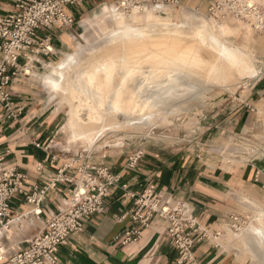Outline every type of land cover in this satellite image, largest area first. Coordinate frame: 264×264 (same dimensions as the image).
I'll return each mask as SVG.
<instances>
[{
	"label": "crops",
	"instance_id": "0c3cea01",
	"mask_svg": "<svg viewBox=\"0 0 264 264\" xmlns=\"http://www.w3.org/2000/svg\"><path fill=\"white\" fill-rule=\"evenodd\" d=\"M117 1L82 0L77 7L68 6V12L74 16L72 25L41 29L35 38L39 42L50 36L52 52L21 51L19 54L20 66H27L32 72L26 69V74H17L9 87L18 115L14 118L0 108V152L6 155V167L15 166L26 175L27 189L38 186L45 188V192L40 195L39 205L28 202L22 195L14 196V216L33 226L22 232L23 238L18 242H9L7 248L13 251L23 247L27 240L44 231L46 220L64 207L74 193L73 183L55 182V178L60 170L78 178L77 168L86 161L109 167L119 179L105 198V211L88 218L82 231L73 233L67 243L59 246L56 264H176L178 253L168 231L169 220L156 214L150 225L145 226L133 218L136 200L144 191L152 200L157 199L160 206H173L179 201L189 204L197 221L208 232V237L194 247L198 264H248L237 255L233 243L226 242L223 226L229 225L228 213L243 197L246 204L252 201L246 195L264 204V157L249 162L237 160L226 167L214 146L219 138L224 139L230 133L231 125L244 129L254 120L250 108L264 99V75L251 83L248 102L234 106V114L219 121L204 140L179 148H145L134 166L130 164V155L108 154L74 161L63 157L52 146L59 125L58 114L42 98L43 84L38 71L70 45L66 38L74 37L88 9L100 2ZM180 4L208 13L211 0H180ZM13 10L15 0H0V16ZM226 26L227 29L239 27L236 34L244 30L238 21ZM67 165L71 167L65 169ZM36 207L40 213H36ZM129 229H141V235L124 242L123 234ZM11 230L12 224L6 227L7 233Z\"/></svg>",
	"mask_w": 264,
	"mask_h": 264
},
{
	"label": "rangeland",
	"instance_id": "374dc122",
	"mask_svg": "<svg viewBox=\"0 0 264 264\" xmlns=\"http://www.w3.org/2000/svg\"><path fill=\"white\" fill-rule=\"evenodd\" d=\"M253 1L260 5L259 7L262 8L264 16V0ZM72 7H77V5ZM120 13L143 16L142 20H144L145 15L179 19L190 25L196 22L197 17L195 14L197 13L207 19H218L207 12L197 11L195 7L181 4L178 6L163 4L162 8L148 4L140 8L126 9L117 2H100L83 14L74 37L66 38L70 45L62 49L54 60L45 63L50 65H45L40 72L38 71L40 82L43 84L44 76L41 74L47 71L55 75L62 74L65 77L68 75L72 77L83 76L93 64L98 63V59L104 55L106 49H112L116 45L117 39H115L114 33L121 30L118 19ZM227 20L217 22L227 25L235 24L238 21L243 25L244 30H241L238 34H236L238 29L229 28L226 40L234 45L239 44L238 46L247 49L251 53L253 52L258 76L245 77L235 83H218L211 78L212 69L207 61L203 64L199 63V65L184 66L182 67L183 73L189 74V77L185 81L183 80V84H175L169 97L164 100V104L167 106V108H164L165 117H167L165 121L159 119L155 124L128 127L115 133L109 131L91 148H88L87 143L71 138V134L63 127L66 119V104L60 102L59 95L50 100L51 93L43 84L40 89L42 98L45 104L52 106L56 110L55 113L58 114L59 125L57 131L54 132L53 148L69 160L81 154L84 157L97 159L99 156L108 154L129 156L149 147L179 148L197 140H204L219 125V121L228 115L234 114V106L248 102L251 83L260 80L261 76L264 75V27L253 30L250 25L252 26L255 23V18L249 21L229 17ZM138 23L143 24L140 21ZM141 29L147 30L149 33L152 31L160 33L159 31H163L164 26L158 24L154 29L152 25H147L141 27ZM184 33L189 37L190 32L188 29H184ZM251 33L254 34L252 38ZM198 53L203 54L208 60L216 62L211 53L203 50L198 51ZM138 57L140 60L144 58L143 55ZM24 69L25 71L26 69L31 71L27 66ZM250 110L254 114V120L250 124L244 129L239 128V126L232 128L231 125L229 131L227 130L230 133L224 139L221 137L216 141L214 149L219 152L226 167L237 160L249 162L264 157V99L260 104L251 107ZM245 197L252 201L246 204L244 203L246 199L243 197L238 206L232 208V212L246 216L247 223L239 231L232 230L229 225L225 224L223 229L227 239L226 242L233 243L237 255L241 256L246 263L264 264V247L258 244L256 246L254 242H248L247 244L241 239L240 235L243 229H250L259 225L260 215L264 214V204L249 195ZM30 224V222L24 223L21 220L13 222L12 230L6 233L3 242L5 246L7 247L11 241L16 243L23 238L22 232H27L29 228H32L33 225ZM13 236L17 239L13 240Z\"/></svg>",
	"mask_w": 264,
	"mask_h": 264
},
{
	"label": "bare ground",
	"instance_id": "6f19581e",
	"mask_svg": "<svg viewBox=\"0 0 264 264\" xmlns=\"http://www.w3.org/2000/svg\"><path fill=\"white\" fill-rule=\"evenodd\" d=\"M195 16L196 22L190 25L179 19L145 15L142 20L143 16L120 13L121 30L114 33L116 45L106 49L98 63L83 76L42 73L43 84L51 93L50 100L59 95L60 102L67 106L63 127L71 138L91 148L109 131L115 133L128 127L155 124L159 119L165 121L164 100L175 84H183L189 77L183 73L184 66L207 61L212 69L211 78L218 83H235L258 75L253 52L228 42L229 29L217 22L230 16L213 18L215 21L198 13ZM261 19L264 20L263 14ZM158 24L164 26L160 33L141 29L147 25L155 29ZM255 26L250 25L253 30L262 29L264 22ZM184 29L190 32L189 37ZM202 50L211 53L216 62L198 53ZM141 55L144 58L140 60ZM18 221L12 220L0 231L7 233L6 227ZM240 235L247 244L254 242L264 247V214L260 215L258 226L245 228Z\"/></svg>",
	"mask_w": 264,
	"mask_h": 264
},
{
	"label": "built area",
	"instance_id": "2783aa9c",
	"mask_svg": "<svg viewBox=\"0 0 264 264\" xmlns=\"http://www.w3.org/2000/svg\"><path fill=\"white\" fill-rule=\"evenodd\" d=\"M82 0H15V10L0 16V108L14 118L18 115L13 105L12 90L9 88L13 78L25 73L19 64L21 51L48 54L53 51L50 36L36 42L35 38L41 29H63L74 23L68 6L76 5ZM126 9L153 4L180 5V0H118ZM250 0H211L208 14L217 18L236 17L256 23H262V8ZM256 27V26H255ZM38 145V144H37ZM142 150L130 155L131 165H136ZM76 155L73 160L83 159ZM72 160V161H73ZM73 161V162H74ZM6 155L0 152V230L11 222L19 219L14 216L12 200L15 195H22L28 202L39 205L45 188L38 186L25 187L26 175L17 167H6ZM72 164V163H71ZM71 167L69 165L65 166ZM79 177L70 176L60 170L55 182L65 181L74 184V193L64 207L52 213L46 220L45 229L27 240L23 247L10 251L4 242L6 233L0 231V264H56L58 248L68 242L73 233L82 231L88 218L105 211V198L110 188L118 181V175L109 167L83 161L78 166ZM36 211V213H40ZM159 214L169 220V234L178 256L176 264H198L194 252L195 244L208 237V232L197 221L193 210L186 202L179 201L173 206H160L157 199L144 191L136 200L133 218L149 226L151 218ZM229 226L239 231L247 223V217L236 212H229ZM141 229H129L123 234V241L136 240ZM221 232H217V235Z\"/></svg>",
	"mask_w": 264,
	"mask_h": 264
}]
</instances>
